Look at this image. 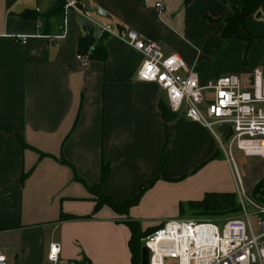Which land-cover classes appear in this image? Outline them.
Listing matches in <instances>:
<instances>
[{"label":"crops","instance_id":"1","mask_svg":"<svg viewBox=\"0 0 264 264\" xmlns=\"http://www.w3.org/2000/svg\"><path fill=\"white\" fill-rule=\"evenodd\" d=\"M241 3L80 0L124 38L135 30L179 54L202 84L239 74L251 89L255 72L264 74V3L260 17L248 16L226 41V21ZM55 6L0 0V249L7 264H48L52 242L61 245L63 264H132L127 215L108 205L96 211L92 188L101 185L119 204L140 197L129 218L143 230L157 227L208 192H234L220 145L230 126L213 132L187 118L185 108L172 112L156 83L137 78L143 56L124 38L95 28L94 41L105 44L108 58L82 65L83 20L73 10L47 18ZM24 11L37 17L23 18ZM64 19L65 37L56 40ZM103 164L110 169L101 181ZM63 213L92 218L60 221Z\"/></svg>","mask_w":264,"mask_h":264},{"label":"built area","instance_id":"2","mask_svg":"<svg viewBox=\"0 0 264 264\" xmlns=\"http://www.w3.org/2000/svg\"><path fill=\"white\" fill-rule=\"evenodd\" d=\"M65 1V17L75 11L81 20L91 23L109 37L124 38L110 22L97 18L78 0ZM156 7L162 9V3ZM39 11L40 9L37 8ZM62 31L55 39L65 37ZM126 42L139 51L143 60L137 78L156 83L166 94L172 112L185 108V115L214 132V126H230V150L234 143L245 155L264 157V74H254L253 86L245 88L234 74L222 75L202 84L197 70L189 67L177 53L167 54L157 41L129 30ZM28 37H22L26 43ZM82 65L89 61L78 54ZM205 108V110L203 109ZM219 139V138H218ZM220 145L223 144L220 141ZM225 150V148H224ZM232 165L239 212L226 219H170L154 231L144 244L150 252L149 264H264V205L249 196L233 158L225 150ZM234 164V165H233ZM251 208L252 210H249ZM62 247L52 242L48 264H63ZM0 249V264H7ZM68 264H89L85 260Z\"/></svg>","mask_w":264,"mask_h":264},{"label":"trees","instance_id":"3","mask_svg":"<svg viewBox=\"0 0 264 264\" xmlns=\"http://www.w3.org/2000/svg\"><path fill=\"white\" fill-rule=\"evenodd\" d=\"M56 6L50 11L47 18L54 15L65 14V1L55 0ZM192 0H185V4L188 5ZM80 2V0H78ZM264 0H242L241 6L236 9L235 14L232 18L226 21V27L223 32V37L226 41L234 38L237 31L240 28H245V21L248 16L252 14L259 13L261 5ZM21 16L23 18H36V12L31 13L29 11H24ZM40 27V25H39ZM63 27V24L62 26ZM43 34V33H42ZM253 37L248 35L247 40L249 42L253 41ZM78 54L84 56L88 61L90 60H102L106 61L108 58V51L104 43H95L94 38L89 40L87 36L79 41ZM231 132L229 133V139L231 138ZM24 147V144L21 143ZM108 165L103 164L101 172V181H104L109 174ZM92 190L96 193V211L102 208L104 205L110 206L114 211L121 215H127V218L122 220L131 230L130 239V249L132 253V264H141V250L143 248L144 240L150 236L158 228H161L164 223H160L157 227L149 228L143 230L141 224L137 220L130 219L128 214L132 206L138 203L140 197L136 199L128 200L124 204H119L115 202L112 198L102 194L101 185L93 187ZM144 190V189H143ZM142 190V193H143ZM262 190V183H258L252 193L255 199L258 198ZM188 208L192 214H198L203 216H208L209 219H226L228 217L235 216L239 212V206L237 201V195L235 192L232 193H221V192H208L204 198L200 201H192L188 203ZM180 213L183 215L186 210L181 205ZM92 216L80 217L75 215L62 214L60 221L64 220H75V219H90Z\"/></svg>","mask_w":264,"mask_h":264},{"label":"rangeland","instance_id":"4","mask_svg":"<svg viewBox=\"0 0 264 264\" xmlns=\"http://www.w3.org/2000/svg\"><path fill=\"white\" fill-rule=\"evenodd\" d=\"M244 62H246L245 59H244ZM234 75L239 76V74H234ZM214 129L217 132L219 131L218 126H214ZM221 142L223 144V147L221 145V150L223 151V154L225 155V150L228 151L229 155L233 158V162H235L236 166L238 167V170H239V173L242 179V185L244 189L247 191L248 195L254 198L252 193L254 192L256 185L260 182L262 183V190L264 191V157L259 156V155H245V153L237 147L236 143H234V145L232 146L230 150V147H229L230 140H227L226 138L222 136H221ZM223 179L227 180V177L224 173H223ZM231 188L234 189L235 193H237V188L235 185L233 175H232ZM258 198L260 199L258 200L255 198L254 199L260 204L264 205V192H260L258 195ZM249 210H252V209L249 208ZM176 218L177 219L189 218V219H198V220L209 219L208 216L192 214L188 208L186 209L185 214L180 215ZM168 220L170 219H167L166 221ZM168 264L170 263L168 262Z\"/></svg>","mask_w":264,"mask_h":264},{"label":"water","instance_id":"5","mask_svg":"<svg viewBox=\"0 0 264 264\" xmlns=\"http://www.w3.org/2000/svg\"><path fill=\"white\" fill-rule=\"evenodd\" d=\"M98 12L100 16L106 18L108 17V15L102 9H99ZM257 17H260V13L257 14ZM82 26L87 34L88 39L92 40L95 30L94 26L87 21H82ZM149 258H150L149 249L147 246L144 245L141 250V264H149Z\"/></svg>","mask_w":264,"mask_h":264}]
</instances>
